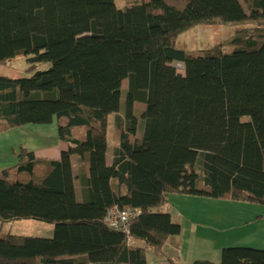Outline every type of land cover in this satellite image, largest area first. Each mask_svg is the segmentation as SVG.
Here are the masks:
<instances>
[{"label":"trees","instance_id":"obj_1","mask_svg":"<svg viewBox=\"0 0 264 264\" xmlns=\"http://www.w3.org/2000/svg\"><path fill=\"white\" fill-rule=\"evenodd\" d=\"M196 25L244 28L178 48ZM19 57L33 75L0 76V134L56 121L68 149L21 147L0 172V223L55 226L51 239L0 236V264H147L129 240L161 251L181 234L161 211L171 194L264 206V0H0V64ZM113 207L134 213L127 232L105 224ZM220 264H264V250L227 248Z\"/></svg>","mask_w":264,"mask_h":264},{"label":"crops","instance_id":"obj_2","mask_svg":"<svg viewBox=\"0 0 264 264\" xmlns=\"http://www.w3.org/2000/svg\"><path fill=\"white\" fill-rule=\"evenodd\" d=\"M51 125L49 127L55 130L50 131L48 126L39 127L49 131L39 137L31 134L36 137L30 143L23 142L21 138L17 140L10 131L1 133L0 172L18 164L17 155L24 145L37 158L60 160L68 146L59 139L56 121ZM113 161L114 150L108 144L107 162L112 164ZM72 163L78 172V158L73 157ZM113 185L117 187L116 181H113ZM75 191L77 201L82 202L79 180L75 181ZM168 201L161 211L169 213L173 222L181 226V234L171 237L161 251L145 241L129 240L131 246L145 249L147 264H220L221 253L227 248L264 250V206L182 194H171ZM43 232L42 237L36 238L51 239L55 226H47Z\"/></svg>","mask_w":264,"mask_h":264},{"label":"rangeland","instance_id":"obj_3","mask_svg":"<svg viewBox=\"0 0 264 264\" xmlns=\"http://www.w3.org/2000/svg\"><path fill=\"white\" fill-rule=\"evenodd\" d=\"M119 7H122L125 4V0H116ZM242 26H228V25H196L187 30L186 32L181 33L177 39V47L184 50L190 51H200L203 49H209L211 47L217 46L222 42H226L227 39L232 37L235 33L242 30ZM173 66L176 67L178 73L184 74V64L182 63H173ZM48 64H43L38 67L37 71H46L49 69ZM30 68L27 63L26 58L19 57L10 62L0 64V76H6L10 78H21V77H31L33 73H29L28 69ZM128 81L125 80L123 90L127 88ZM124 97H122V101ZM138 110H142L143 106H138ZM139 117V116H138ZM55 122V121H54ZM41 126H52L51 124L47 125H37V124H28L25 126L13 128L9 130L13 135L18 138H21L23 142L34 141L36 136H31L35 134L38 137L44 132L53 131V127L48 129H41ZM7 131V132H9ZM5 133V132H4ZM52 136L51 132L49 133ZM118 129L115 125V116H110L109 125H108V144L113 148V150L118 145ZM23 147V146H22ZM26 146L24 145V148ZM50 151V150H49ZM44 226H53L48 225L47 223L33 221V220H20L8 223H0V235H6L8 233L22 236H34L42 237L44 235Z\"/></svg>","mask_w":264,"mask_h":264},{"label":"built area","instance_id":"obj_4","mask_svg":"<svg viewBox=\"0 0 264 264\" xmlns=\"http://www.w3.org/2000/svg\"><path fill=\"white\" fill-rule=\"evenodd\" d=\"M133 216V212L121 211L118 207H113L107 213L105 224L111 230L127 232Z\"/></svg>","mask_w":264,"mask_h":264}]
</instances>
